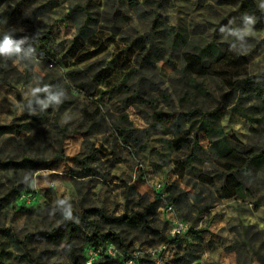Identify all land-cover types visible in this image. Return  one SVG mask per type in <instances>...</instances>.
Listing matches in <instances>:
<instances>
[{"label": "rangeland", "instance_id": "obj_1", "mask_svg": "<svg viewBox=\"0 0 264 264\" xmlns=\"http://www.w3.org/2000/svg\"><path fill=\"white\" fill-rule=\"evenodd\" d=\"M262 4L0 0V37L14 31L15 38L33 37L36 48L30 62L0 58V124L24 125L20 132L0 135V264H124L126 254H134L133 264H156V258L160 264H264V168L251 170L241 195L226 196L225 162L205 131L193 141L198 118L190 121L180 101L185 60L207 42L242 56L246 75L264 76ZM241 5L254 6L261 15L247 48L237 51L230 47L235 37H224L220 28L241 26ZM213 69L198 76L208 95L195 105L216 115L233 149L264 150V124L249 122L228 106L219 108L226 91L221 79L239 70L228 62ZM70 70L77 71L81 87L68 77ZM97 72L101 81L94 78ZM37 80L66 89L63 103L35 114L22 108ZM137 91L141 98L134 100ZM152 106L167 112L161 127L152 125ZM24 157L42 165L22 163ZM7 160L13 164H4ZM84 164L91 174L72 175L71 170L84 172ZM156 194L160 200L153 207ZM61 199L72 205L67 220L77 226L72 232L62 221ZM166 204L189 226L180 237L169 234ZM89 207L115 216L145 211L149 227L116 225L93 215V225L82 224L77 213ZM49 229H57V236L40 234ZM109 231L126 246L113 243L114 260L104 253L94 257L90 249L96 240H107ZM153 247L155 257L149 253Z\"/></svg>", "mask_w": 264, "mask_h": 264}, {"label": "trees", "instance_id": "obj_2", "mask_svg": "<svg viewBox=\"0 0 264 264\" xmlns=\"http://www.w3.org/2000/svg\"><path fill=\"white\" fill-rule=\"evenodd\" d=\"M239 11L242 16L247 14L255 17L256 22L260 19L261 12L254 6L244 7L241 5L239 6ZM80 27L83 28L84 26L82 25ZM141 48H144V43L141 44ZM147 53L148 52H145L144 56H146ZM185 61L186 63H184L182 75L186 78L184 82L186 89L183 90L180 101H185V115L190 121L198 118L197 122L193 125L194 133L192 139L193 141L198 140V133L200 130L206 132L211 148L215 151L216 155L225 162V168L228 172L224 176V183L221 188L222 192L226 196H233L235 194L241 195L245 190V179L250 175L251 170L254 168V170H257L260 167L264 168V150L255 152L250 149L241 152L233 149L228 144L226 134L218 124L216 115H213L212 112L204 111V109L195 105V101L199 97L208 95L204 84L197 80V78L199 75L207 73L208 70L214 71L213 64L215 63L228 62L235 65L236 69L239 70L236 72L237 74H229L224 79H221V84L226 91L221 93L222 104L219 108L228 106L232 112L239 114L249 122L264 124V76L261 74L246 75L244 72H241L240 69H244L246 64L244 58L240 55L235 57L231 56L230 52L226 51L225 48L219 47V44L215 41L207 42L197 47L194 52L188 55ZM76 72L75 70H70L68 72V77L70 80L74 81L77 86L81 87V84L77 83L78 78L75 76ZM94 78L97 81H101L100 72H97ZM140 95L141 93L137 91L134 92L131 97L135 100L141 98ZM151 116L153 118L152 125L161 127L162 121L167 118V112L157 110L152 106ZM23 127L24 125L14 122L0 124V135L20 132ZM120 133L123 136V130H120ZM123 141L127 142L124 137ZM20 161L22 163L30 162L33 167H40L42 165L41 162L31 161L25 157ZM3 163L13 164V161L7 160ZM83 169L84 172L71 170L73 173L72 175L82 176L91 174L90 168L85 164L83 165ZM159 200V194L154 195L153 204L151 206H157ZM1 205L2 204H0V206ZM77 215L79 221L85 225H93L95 223L93 220L89 219L90 215H93L98 219L116 225H141L149 227L147 224V212L145 211L123 213L115 216L105 214L100 208L89 207L81 210ZM61 218L68 232H72L74 228L77 227L72 222L65 220L62 215ZM40 234L45 238H54L57 236L58 232L57 229H49L40 231ZM107 236L106 239L116 244L118 248L126 246L117 232L109 231ZM95 237H98L96 233ZM96 242L99 243L100 241L96 240ZM96 242L92 247L97 245ZM70 257L76 260V256L73 252H70ZM104 258L114 260L112 256L107 254H105Z\"/></svg>", "mask_w": 264, "mask_h": 264}, {"label": "clouds", "instance_id": "obj_3", "mask_svg": "<svg viewBox=\"0 0 264 264\" xmlns=\"http://www.w3.org/2000/svg\"><path fill=\"white\" fill-rule=\"evenodd\" d=\"M264 8V4L260 5ZM242 24L240 27L231 28L222 26L220 32L224 37H235L230 47L233 50L243 51L248 46L247 38L252 35L254 25L256 23L255 17L251 15H243ZM231 23V22H230ZM33 37L22 36L15 38L14 31L4 32L0 37V58L5 60H12L15 64L23 62H30L36 57V48L33 46ZM28 45V47H25ZM29 98L21 107L26 109L30 114L37 112H44L50 107H56L63 103L66 99V89L60 86H53L50 84H42L39 80L35 82V86H30ZM38 106V111L37 107ZM60 205H66L63 208L62 216L65 220H72V205L65 199L58 201Z\"/></svg>", "mask_w": 264, "mask_h": 264}, {"label": "built area", "instance_id": "obj_4", "mask_svg": "<svg viewBox=\"0 0 264 264\" xmlns=\"http://www.w3.org/2000/svg\"><path fill=\"white\" fill-rule=\"evenodd\" d=\"M157 187H159V184H157ZM165 212L168 216L169 223H170L169 234L172 237H174V238L180 237L182 234L186 233L189 230L188 224L182 220H179L175 216L174 209H173L171 204H166ZM157 252H158V250L155 247L149 249V253L153 257H155ZM89 253L92 254L94 257H96L100 254H103V253L107 254L109 256H115L116 250H115V246L112 242H110L109 240H104V242H99V243H97L96 246L92 247L90 249ZM133 255L126 254L124 264H133L132 259H131V256H133ZM93 256H91L90 259H88V261H87L88 263H91ZM155 262H156V264H160V260L158 258L155 259Z\"/></svg>", "mask_w": 264, "mask_h": 264}]
</instances>
